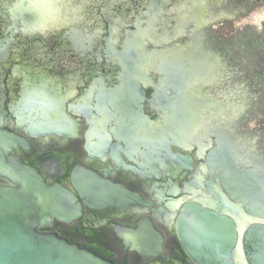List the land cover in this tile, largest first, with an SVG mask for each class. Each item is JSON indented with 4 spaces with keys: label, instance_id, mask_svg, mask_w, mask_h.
<instances>
[{
    "label": "flooded vegetation",
    "instance_id": "af4514ba",
    "mask_svg": "<svg viewBox=\"0 0 264 264\" xmlns=\"http://www.w3.org/2000/svg\"><path fill=\"white\" fill-rule=\"evenodd\" d=\"M261 2L0 0V130L26 140L7 157L35 170L47 186L59 184L77 195L73 180L78 177L84 185L91 173L96 193L107 191L111 183L153 203L96 209L82 202L79 219L69 224L54 220L42 232L114 264H193L166 213H179L185 204L201 201L224 207L231 199L207 167V156L216 146L210 128L193 127L184 134L190 140L184 137V143L181 139L175 145L171 133L182 134L183 129L170 125L169 119L177 118L178 123L181 103L212 108L221 102L218 106L224 107L231 84L247 77L252 81L253 71L261 74L259 65L244 69L241 54L244 40L252 47L258 42L252 38L255 33L241 31L232 39L223 33L228 21ZM215 4L220 5L218 13ZM232 13L235 18L228 17ZM249 15L264 27V14ZM252 51L251 59L258 61L261 50ZM130 56L141 61H127ZM182 60L193 77L183 93L169 73H179ZM203 67L207 73L217 72L216 82L212 77L197 79ZM259 110L242 114L244 121L235 131L255 139L249 147L264 155ZM167 146L189 157L191 166L169 164ZM151 162L160 177H148ZM0 184L9 183L0 178ZM160 198L175 205L171 208ZM145 219L164 238V250L157 257L127 251L117 232L136 230Z\"/></svg>",
    "mask_w": 264,
    "mask_h": 264
},
{
    "label": "water",
    "instance_id": "95a60500",
    "mask_svg": "<svg viewBox=\"0 0 264 264\" xmlns=\"http://www.w3.org/2000/svg\"><path fill=\"white\" fill-rule=\"evenodd\" d=\"M214 6V12L218 13L220 5ZM235 16L236 13L228 15ZM218 21L213 20L215 24ZM259 36L253 34L252 38H258L253 47L249 46L250 41L244 40L243 58H253L254 47L264 52V40ZM258 71L261 74L251 72L252 81L247 77L241 84L230 85L224 107L218 106L221 102L214 103L212 108L209 105L201 108L200 102L196 108L181 103L177 117L183 125L177 123V118L171 119L173 126L183 129L182 134L171 133L175 145L181 139L184 143V134L193 127L198 131L210 128L216 146L207 156V167L211 175L221 180L231 199L229 202L224 199V207L213 203V208L212 204L201 201L185 204L179 213H166L181 248L193 264H264V155L249 147L255 139L235 131L244 121L242 114L248 116L250 109L264 110V103L260 101L264 100V60L259 63ZM229 77L234 79L232 72ZM211 79L216 82L217 72ZM132 124H138L136 119ZM19 145H26V140L0 130V178L9 183L0 184V264H114L42 229L54 220L69 224L79 219L82 202L96 209L107 205L152 207L153 203L106 182L103 183L107 191L96 193L93 180H89L91 173L87 174L84 185L78 177L73 180L77 195L59 184L47 186L35 170L7 157ZM170 147L166 148L169 164L191 166L189 157L173 152ZM168 168L175 174L174 167ZM147 175L149 178L161 176L157 164L151 162ZM215 197L223 199L220 194ZM160 201L168 202L171 208L175 205L168 198ZM117 232L127 251L157 257L164 250V238L149 219L141 221L136 230L117 228ZM136 236L141 240L135 241Z\"/></svg>",
    "mask_w": 264,
    "mask_h": 264
},
{
    "label": "rangeland",
    "instance_id": "374dc122",
    "mask_svg": "<svg viewBox=\"0 0 264 264\" xmlns=\"http://www.w3.org/2000/svg\"><path fill=\"white\" fill-rule=\"evenodd\" d=\"M250 13L251 14L256 13V14H262L263 15L264 14V1L262 0V2L259 5L253 6L251 9H249V11H246V13L244 15H239V17H237L235 20L228 21L227 24L224 26V30H223L224 35H227L229 39H232L233 35L242 31L241 33H245V34L255 33L257 35H260L259 37L263 38L262 40H264V27H263V31L260 30V28H262V27H260V24L255 21L256 20V19H254L255 17H250V15H249ZM249 60H250V62H248ZM263 60H264V52L261 53V58L259 57L258 61L254 60V59L253 60L252 59H248V60L244 59L245 62L247 61V64H245L243 67L247 71H252L254 69V67L259 65V63ZM127 61H132V62L138 63L141 60L137 59L133 56H130L127 59ZM182 61H183L182 65H178V70H179L178 72L179 73H177V69H176V71L174 69L173 72H170V70H169V73L171 74V78L176 80V85H178V86L181 85V93H183L184 90L187 89L189 81L192 80V78H193V77L191 78L189 75V72H190L189 69L190 68L188 67L189 66L188 63L184 60H182ZM214 74L215 73H211V74L209 72L207 73V70L204 67L198 68L197 79H200V78L209 79L210 77H213ZM260 101L262 103H264L263 99H260ZM110 117H113V115H110ZM249 119H251V117ZM257 119H259L261 126H263V128H264V110L258 111L256 120ZM170 121H171V118L169 119V122ZM252 121L254 122V119H251V122ZM179 122H180L179 125L182 126L183 125L182 119L179 120ZM170 125H172V123ZM200 185H201V181L198 179L197 186L199 187ZM134 240L135 241L141 240V237L136 236L134 238Z\"/></svg>",
    "mask_w": 264,
    "mask_h": 264
},
{
    "label": "crops",
    "instance_id": "0c3cea01",
    "mask_svg": "<svg viewBox=\"0 0 264 264\" xmlns=\"http://www.w3.org/2000/svg\"><path fill=\"white\" fill-rule=\"evenodd\" d=\"M252 7H250L249 9H251ZM253 14H254V16H259V15L262 16V14H256V13H253Z\"/></svg>",
    "mask_w": 264,
    "mask_h": 264
}]
</instances>
